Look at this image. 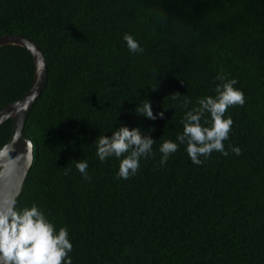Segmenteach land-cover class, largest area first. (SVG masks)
Masks as SVG:
<instances>
[{
    "label": "trees",
    "instance_id": "16d2710c",
    "mask_svg": "<svg viewBox=\"0 0 264 264\" xmlns=\"http://www.w3.org/2000/svg\"><path fill=\"white\" fill-rule=\"evenodd\" d=\"M5 35L35 42L48 64L24 130L35 161L16 207L35 203L68 228L72 264H264V0H0ZM35 74L27 49H0V110L29 93ZM221 74L245 94L226 113L229 155L195 165L180 145L161 167L163 140L216 95ZM145 99L154 120L136 112ZM13 125L0 127V151ZM121 125L157 141L127 180L120 160L96 156L97 138Z\"/></svg>",
    "mask_w": 264,
    "mask_h": 264
},
{
    "label": "clouds",
    "instance_id": "9594fccd",
    "mask_svg": "<svg viewBox=\"0 0 264 264\" xmlns=\"http://www.w3.org/2000/svg\"><path fill=\"white\" fill-rule=\"evenodd\" d=\"M123 39L130 52L143 53V47L133 35L125 34ZM217 79L221 83L216 85V95L199 99L198 107L185 112L181 120L183 132L176 136L175 141L163 140L159 147L161 167L178 151L180 145H186V152L195 165H202L214 151L229 155L224 141L229 139L234 122L226 113L232 106H243L245 94L234 87L238 83L236 79H228L223 74L218 75ZM179 97V94L173 96L176 99ZM137 111L148 120L157 118L152 102L147 99L140 103ZM159 116L162 118L163 112ZM111 132L110 137L100 135L97 138L96 156L102 163L112 157L120 160L117 175L127 180L138 174L142 159L154 155L153 146L157 141L145 135L140 128L130 129L121 125ZM231 151L236 155L241 154L239 147H232ZM75 167L86 181L91 180L87 160L76 162ZM16 204V200L0 203V264H72L69 254L73 251V244L68 228L57 230L52 220L35 203L19 210Z\"/></svg>",
    "mask_w": 264,
    "mask_h": 264
},
{
    "label": "water",
    "instance_id": "95a60500",
    "mask_svg": "<svg viewBox=\"0 0 264 264\" xmlns=\"http://www.w3.org/2000/svg\"><path fill=\"white\" fill-rule=\"evenodd\" d=\"M18 46L33 56L36 74L29 93L0 110V127L13 120V133L9 143L0 151V203L17 200L24 192L25 183L35 161L34 145L24 133L26 123L41 97L48 76L47 59L41 48L32 40L20 35L0 37V49Z\"/></svg>",
    "mask_w": 264,
    "mask_h": 264
}]
</instances>
